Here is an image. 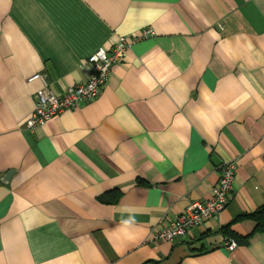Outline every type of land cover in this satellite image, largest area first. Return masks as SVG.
Returning a JSON list of instances; mask_svg holds the SVG:
<instances>
[{
    "label": "crops",
    "instance_id": "crops-1",
    "mask_svg": "<svg viewBox=\"0 0 264 264\" xmlns=\"http://www.w3.org/2000/svg\"><path fill=\"white\" fill-rule=\"evenodd\" d=\"M147 28L96 100L25 128L33 77L62 93ZM226 161V209L154 239L211 199ZM263 206L264 0H0V264H264V232L235 221ZM228 225L251 235L234 251Z\"/></svg>",
    "mask_w": 264,
    "mask_h": 264
},
{
    "label": "built area",
    "instance_id": "built-area-1",
    "mask_svg": "<svg viewBox=\"0 0 264 264\" xmlns=\"http://www.w3.org/2000/svg\"><path fill=\"white\" fill-rule=\"evenodd\" d=\"M154 34L153 29L147 28L134 36L119 38L111 51L99 48L87 60L91 72L89 80L69 86L62 93H57L51 88L46 76L33 77L41 78L44 86L35 95V107L25 122V128L34 131L65 111L96 100L108 84L112 66L124 60L133 44ZM236 171V162L222 163L220 179L213 188L211 199L190 203L186 211L168 225L154 229L153 238L172 243L187 236L191 229L201 227L208 220L218 217L229 203V196L234 190ZM223 246L228 251H234L238 243L234 239H225Z\"/></svg>",
    "mask_w": 264,
    "mask_h": 264
},
{
    "label": "trees",
    "instance_id": "trees-1",
    "mask_svg": "<svg viewBox=\"0 0 264 264\" xmlns=\"http://www.w3.org/2000/svg\"><path fill=\"white\" fill-rule=\"evenodd\" d=\"M119 197H120V193H118L115 196H112L111 198H108L106 196L105 198H101L100 201L105 204H115L118 201ZM241 220L254 221L257 224L256 232H264V206L253 213L246 214L237 218L235 221L239 222ZM221 233L226 239H234L238 243V245L246 244L251 236L248 235L246 237H241L237 235L234 231L231 230V225L222 228Z\"/></svg>",
    "mask_w": 264,
    "mask_h": 264
},
{
    "label": "clouds",
    "instance_id": "clouds-1",
    "mask_svg": "<svg viewBox=\"0 0 264 264\" xmlns=\"http://www.w3.org/2000/svg\"><path fill=\"white\" fill-rule=\"evenodd\" d=\"M130 222H131L130 220H124V221H123V223H124L125 225L130 224Z\"/></svg>",
    "mask_w": 264,
    "mask_h": 264
},
{
    "label": "water",
    "instance_id": "water-1",
    "mask_svg": "<svg viewBox=\"0 0 264 264\" xmlns=\"http://www.w3.org/2000/svg\"><path fill=\"white\" fill-rule=\"evenodd\" d=\"M9 176H10V174L8 175V177H7V178H9Z\"/></svg>",
    "mask_w": 264,
    "mask_h": 264
}]
</instances>
